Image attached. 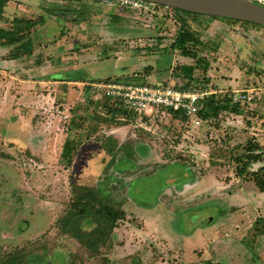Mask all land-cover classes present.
<instances>
[{"label": "rangeland", "instance_id": "1", "mask_svg": "<svg viewBox=\"0 0 264 264\" xmlns=\"http://www.w3.org/2000/svg\"><path fill=\"white\" fill-rule=\"evenodd\" d=\"M10 5L13 3H7L6 15L0 21V30L7 33L0 41L5 43L13 37L14 31H20L17 35L34 31L29 29L27 20L20 25V20L26 17H16L18 21L10 26L6 24L14 13V7ZM97 9L101 8H96L94 15H102V9ZM170 9V13L181 18L170 14L164 16L167 18L161 19L165 21L164 31L170 34V41L177 38L180 31L192 34L194 39L188 44L196 57L187 58L177 51L183 61L175 65V53L162 46L167 42H161L160 48L149 47L152 43L157 44L156 30L137 26L131 29L125 44L119 43V49L117 43L105 37L95 44L94 58L84 64L85 69L95 79L124 81L151 64L156 75L152 82L162 84L170 80V73H173L179 85L208 91L216 100L231 99V104H241L238 112L222 111L218 116L211 115L206 119L198 115L200 118L197 119L202 123L199 126L192 121L166 116L144 129L135 127L130 119L129 126L119 132L126 134L131 129L126 146L132 145L142 153L139 152L136 166L123 171L127 178H121L117 172L115 179L108 180L106 175L110 169L101 164L103 155L99 153L103 143L100 137L108 131H102V127L94 124L88 133L91 139L85 138L83 132L71 134L60 115L63 106L57 96L61 94V86L30 82L33 74L38 75L37 71L0 67V141L9 144L7 152L11 154L6 156L0 151V159L8 160L0 165V264H7L14 258L19 259V264H104L106 258L112 259L109 264H207L199 258L202 256L212 258L215 264H251V251L247 249L251 250L252 238L251 227L250 230L248 227L255 215L251 216V206L241 210V215L229 212L233 202L240 204L232 198L236 190L245 188L247 195L246 190L251 192V181L239 174L248 159L239 161L238 157L247 155V144L253 141L259 145L256 153H260L262 147L264 158V26L237 22L236 26L227 27L219 23V20H227L224 17L194 16ZM63 16V12L59 13L58 19L43 24V35L36 37L35 43H53L68 35L69 20ZM76 24L79 26L76 32L84 34L83 25L79 21ZM106 25L110 29L113 27L109 22ZM81 35L73 39L74 48L82 47ZM139 39H142L140 49L131 46ZM120 51L121 60L118 58ZM54 59L59 61L58 64L62 63L60 55ZM186 66L194 68L192 73L184 72ZM18 82L27 86L18 85ZM235 91H245L249 95L253 92L255 98L252 102H236ZM26 94L34 98H25L23 103ZM46 96L52 97L50 102ZM7 109L13 110L10 116L14 118H2V112ZM24 110L28 113L23 114ZM13 119L20 124L17 122V127L13 126L17 133H8V136H15L16 141L25 143L34 139L37 153L44 132L47 137L48 134L55 137L53 157L48 164L40 161L37 153L31 154L4 139L6 136L2 131ZM31 127L34 128L31 130ZM42 127L47 129L42 130ZM58 127L65 128L64 132ZM29 131L33 134L27 139ZM66 135H69L68 141L73 142L71 157L77 155V162L67 158L57 162L62 152L60 139L63 142ZM78 139L81 140L79 143ZM260 166H264V161L250 165V169ZM116 168L120 170L118 166ZM207 174L213 177L205 180ZM134 176L138 177L130 180ZM87 190L93 192V198L101 199V195L103 203L127 212L114 230L112 247L107 239L97 234V218L93 216L76 219L74 227L79 232L72 228L73 225L68 231L61 228L71 200L76 195H84ZM214 214L217 218L214 224L199 230L214 220ZM258 225L263 231L264 220ZM223 226L230 227L222 230ZM237 227L244 228L241 236L235 234ZM192 230L196 235L189 239ZM219 239L223 241L213 247V241ZM90 243L98 244L99 255H94ZM115 245L121 249H116ZM205 251L208 253L203 254ZM232 256L234 260H231Z\"/></svg>", "mask_w": 264, "mask_h": 264}, {"label": "crops", "instance_id": "2", "mask_svg": "<svg viewBox=\"0 0 264 264\" xmlns=\"http://www.w3.org/2000/svg\"><path fill=\"white\" fill-rule=\"evenodd\" d=\"M9 3H13V5H10V6L14 7V11H13L14 13L12 17H8L9 22H6V24L10 26L12 22L15 23L16 21H18L16 17L22 16V17H26V19L24 18L21 19L22 21L27 20V22L29 23L31 20L30 23H33V24L35 23V25L32 26L34 31H32L31 35L29 34V36L26 38V39L31 40V42L28 43L26 46H24V49L21 52H19V54L24 51L26 52L22 56L21 55L12 56L13 54L17 53V46L19 45H15L14 42L11 41V39L9 40L8 43L4 42L3 44H1V41H0V67L10 66V67H15V68H23V69L37 71L36 73L38 75L35 76L33 74V76L30 77V79H32L30 82H34V83L38 82L39 84H47V85L51 84V85H55V87L61 86L62 88L61 90H59L61 94L60 96H57V98L58 97L61 98L60 102L63 108L61 110L60 115L62 117V120L67 125L69 124V120L73 116L72 110L74 107H76V105L78 104L92 105L93 110H89L88 112H86V114L82 112V114H84V116H87L88 118V120H86L83 123V126L80 125L74 128L72 131L69 129L68 130L71 132V134H76L77 132H79V134L85 133V138H89V139H91V137L88 136V133L92 131L94 124H98L99 127H102L103 128L102 131L107 130L108 132L104 133V135L100 137L101 139H103L102 141L103 143H102V149L99 151V153L103 155L101 157V160L103 161L101 162V164H105L109 166V169H110V172L106 175L108 177L107 179L108 180L115 179L116 175L114 173H117V172L120 174L121 178H127L126 172H123V171L127 168H130V166L131 167L136 166L137 159L140 158L142 151L139 149H137L136 151L134 147H132V145L126 146L128 143V139H129L128 137H130L129 134H131L130 133L131 129H129V131L126 134H123L124 131L119 132L121 128L123 129L127 128L129 124L128 125L127 124H115L113 122H107V121L102 122L100 121L99 117L95 115L96 110L101 109L100 102H102V104L109 103V104H114L115 106H118L115 102L117 101L120 102V101L114 100L112 98L110 100V98L105 96L104 93L97 94L93 92L94 89L92 87V84L100 83V82H115V81L110 80V78L106 80L93 78L90 72L85 69L84 64L90 61V59L94 58L92 57V54L95 51L94 45L98 44V42L103 41L104 37L110 41H113L114 43H117L118 45L116 48L119 49L121 47L119 43H122V42L124 44L126 43V39L129 38L131 29L137 26H142L144 28H151V29L154 28V30H156V33H155L156 35L154 36V38H156L155 39L156 41L158 40L157 44L152 43L149 45V47H151V49L155 47L160 48L161 45L159 44H161V42H167V44L164 43L162 44V46L163 45H165V47L167 46L166 49L171 50L172 52L175 53L176 55L175 65H176L179 63V61H183L180 59L181 56L178 54V52L180 53V51L172 47L176 40V37H174L172 41L169 40L170 38L168 36H170V34L164 31L165 29L162 27V25H163V22L165 21H162L161 19L166 18L164 16H168V14L173 15V17L176 16V18H179V19L181 17L178 15H175V13L174 14L167 13L163 16H158V17L156 16L153 22V26H145L144 24L137 21L135 17L133 16V12L128 9H124L121 7L104 6L92 0H9ZM51 5H53L54 7H51ZM96 8L102 9V10L97 9V10H101L102 15H96V16L94 15ZM62 12L65 15L63 17L69 20L68 21L70 24V29H68L69 36L66 35L62 37L59 41H56L53 43L41 42L39 44H36L35 38L36 37L38 38L40 35H43L42 28H41L43 24L45 25L46 22H48L49 20L58 19L59 13H62ZM75 14H77V16ZM180 15L185 16L184 14L183 15L180 14ZM12 18L14 19L12 20ZM3 20L4 18L0 21H3ZM168 20H170V18H168ZM78 21L80 25H83V28L86 29V32L82 35L76 32L77 28L79 27L76 24ZM107 22H109L110 25L113 26L111 29L107 27L106 25ZM211 23L213 24L214 22H211ZM219 23H221L222 25L224 24L227 27H234L237 25V23L228 21V20H223V21L219 20ZM14 32L16 33V31ZM77 35H81V37L79 38L82 41L81 48L73 47L74 46L73 39ZM8 36H11V35L8 34ZM141 42H142V39H139V42H134L132 43L131 46L140 49L142 46ZM154 45L156 46L153 47ZM143 46L145 47L146 45H143ZM113 47L115 48V46ZM4 51H6L7 53L3 54ZM75 53L77 55H74ZM121 54H122V51L119 52V57H118L119 59L122 58ZM57 55H60V60L62 62V63L60 62L61 64H58L59 61L56 62L54 59V57H56ZM46 72L48 73V75H46ZM170 75H171V79L163 82L162 84L178 86L176 83L177 80L174 79L176 77L173 75V73H170ZM153 77H156L155 69L151 64H148V65L143 66L140 72H134L132 75H130L127 78V80H124V81L119 80L116 82L128 84V83H131L130 80H139L138 83L147 82L150 84H156L152 82ZM13 78H15L14 80L19 79V77H13ZM23 78L28 79V76H24ZM34 78H38V79L35 80ZM17 84L21 85V84H24V82L23 83L18 82ZM23 86L26 87L27 85L24 84ZM27 94L23 97V100L25 98L27 99L34 98L32 95L28 96ZM51 99L52 97H50L49 99L47 97V102H50ZM40 101L42 102V99ZM24 102L25 100L23 101V103ZM98 106L100 107L96 109ZM105 112H106L105 110L100 111L102 115H105ZM11 113H13V110L10 111L7 109L6 112H2L1 116L2 118L5 117L6 119L9 120V118L11 117L10 116ZM26 113H28V110L27 112L25 111L23 114H26ZM20 116L23 117L22 114ZM166 116H169V115L165 114V115L148 117L150 118L151 122H148L149 124L147 123V126L153 125V123L157 119H159L160 117L164 119ZM187 116L190 122L192 121L193 123H195V120H197L195 119V117H190L189 115ZM169 117L171 118V116ZM11 118H14V116H12ZM17 122L20 124L19 121ZM17 122H15V119H13V121L11 120L7 123V126H5V128L2 131V133H4V137L6 136L4 139L6 141H9V143L15 144V146L20 145L25 150L29 151L31 154L37 153L34 151L35 147L37 148V145L35 144L34 139L27 140V142L25 143L23 140L16 141L15 136H11V135L8 136V133L10 134L17 133V130L14 129L17 127L16 126ZM134 123L136 124L135 116H134ZM201 124L202 123H199L198 126ZM33 128L34 127H31V130ZM61 128L62 127H58L60 131L62 130ZM10 129H12L13 131L10 132ZM44 129H47V127H42V130ZM64 129L65 128H63L62 132H64ZM31 134H33L32 131H29V136L27 137V139H29ZM46 134L47 133L44 132L43 138H40L41 141L38 147L39 152L37 154L40 157L38 158L40 161L45 162V164H48L49 160H52V157H53V154H51V152H52L53 145L55 144L54 143L55 137H52L51 134H48V137H47L45 136ZM66 136L67 137L65 140H63V142H62V139H60L62 152H61V157H59V160H57L58 163L61 160L66 159L65 157L63 158V150L65 147V143L68 140L67 138H69V135H66ZM80 141L81 140H79L78 143ZM135 144L136 143H134V145ZM8 147H9V144L7 145L6 143H4V141H0V151L4 152L6 156L11 155L10 153L7 152V150L9 149ZM58 149L60 152V147ZM76 156H74L73 159L71 157L70 159L71 162L73 160L74 162H77ZM94 160L97 161V158ZM6 161L8 160L0 159V165H3V163H6ZM117 166L119 167L120 170H117L116 168ZM121 168H124V169H121ZM137 177L138 176H134V178L133 179L131 178L130 180H134ZM209 177L211 178L213 177V175L207 174V176L205 177V180L209 179ZM244 189L236 190L235 193H233L232 195L233 200L236 202L237 201L240 202V204L233 202L232 203L233 207H231L232 210L229 213H233L234 211L237 214L241 215V210L244 211L245 208L249 209L251 206V216L255 215V219L251 220V224L248 227L249 230L251 227L252 240H251V250L249 248L247 250L251 251V264H264V230L261 231V229L258 228L259 227L258 223L264 220V192H261L256 187V185L253 184L252 182H251V192L246 190V192L249 195H247L244 192ZM241 204H245L244 205L245 207ZM124 211L125 213H127L126 210ZM229 215H233V214H229ZM213 219L214 220H211L210 223L208 222L209 223L208 225L206 223L199 230L207 229L209 226L213 225L214 221L217 219L215 217V214H214ZM226 221H228V219ZM229 227L230 226H223L222 230H227ZM237 228H238V231H236L235 234L236 236H241L240 235V233H242L241 230L244 228L243 227H237ZM261 228L264 229V227H261ZM193 235H196L195 230H192L190 232L189 239L193 237ZM189 239L187 238L186 242H188ZM222 241H223L222 239L213 241L212 243L213 247H214V244L218 246V244ZM6 242L8 244L9 241L6 240ZM205 246L209 247V244H205ZM115 247L116 249H121L117 245H115ZM206 247H204L203 250H205ZM192 253L194 254L195 252L192 251ZM205 253H208V252L205 251L203 254ZM199 258H201L202 260H206L207 264L208 263L215 264L212 258H209V257L203 258V256ZM201 259H198V260H201ZM234 259L235 257L232 256L231 260H234ZM110 260L112 259L110 258L109 261Z\"/></svg>", "mask_w": 264, "mask_h": 264}, {"label": "trees", "instance_id": "3", "mask_svg": "<svg viewBox=\"0 0 264 264\" xmlns=\"http://www.w3.org/2000/svg\"><path fill=\"white\" fill-rule=\"evenodd\" d=\"M9 0H0V20L4 18L5 14V7ZM176 11H181L185 13H190L184 10L176 9ZM193 14V13H190ZM198 15V14H193ZM229 21L232 22H242L245 24H250V22H244V21H239L231 18H226ZM31 22V21H30ZM28 23L30 25L29 29H33L32 26L35 25V23ZM20 24L23 25L24 21H20ZM19 30L16 31V33L13 35L11 38V41L14 42L15 45L17 46V53L13 54L12 56H22L26 52H22L19 54L24 49V46H26L28 43L31 42V40L26 39L29 34L31 35L32 31L25 32L24 34L17 35L19 34ZM7 36V33L3 30H0V40L4 37ZM194 37L192 34L189 33H182L180 31L177 35V38L173 44V48L177 49L180 51L181 55L184 57H191L194 58L197 56L196 53H194L190 48H189V41L193 40ZM4 42H1L3 44ZM183 70L186 74L192 73L194 68L192 66H186L183 67ZM131 83H138L139 80H130ZM176 86L177 88L187 90V89H192L188 88V85H179ZM94 92V91H93ZM110 98V97H108ZM111 100V98H110ZM118 106H115L114 104H107L100 102L101 109L100 111L105 110V115H102L99 110H96L95 115H97L102 122H113L115 124H129L130 119L133 120L134 122V116L130 112H128L120 103L121 102H115ZM232 101L231 99H227L225 102L221 100H216L214 96H210L205 100V104L202 108V110L199 112V116L202 118L206 119L211 115L218 116L220 112L222 111H233V112H238V108L241 106V104H231ZM92 104V102H91ZM103 105V106H102ZM120 105V106H119ZM100 106H98L96 109H98ZM89 110H93L92 105H82L78 104L76 107L73 108L72 110V118L69 120V130H73L74 128L82 125L83 123L88 120L87 116H84L82 112L86 114ZM167 115L171 116V119L173 120H182L184 122H188L189 118L188 116L182 112V111H174V110H167ZM162 120L163 118H159ZM159 120V121H160ZM145 122H151L150 118L145 117L144 118ZM149 124V123H148ZM143 128V127H142ZM145 129V128H144ZM72 141L67 140L65 143V147L63 150V156L67 158L69 161H71V148H72ZM257 149H259V145L256 144L253 141H250L247 144V155L243 157H238V160L241 161L244 158H247L248 160L243 163V167L239 169V174L241 176L247 177L246 180L251 181L253 184L256 185V187L261 191L264 192V166H260L257 169H253L250 165L252 166L254 163L260 161H264L263 158V151L262 147H260V153H256ZM122 153V152H121ZM242 158V159H241ZM241 159V160H240ZM96 191V190H95ZM75 194V193H74ZM98 194V191H97ZM77 197L75 199H72L71 205H69L68 208V213L66 217H63L62 219V229L64 231H68V227L73 225L72 228H75V231L79 232V229L77 227H74V222H76V219L83 217L85 215H90L93 216L94 218H97V234L103 236L105 239L108 240L109 246L112 247L114 246L113 244V235H114V230L118 227V222L122 220L125 216L126 213L124 210L114 208L110 204L103 203L101 200L102 197L101 195L99 196L101 199L98 198H93V192L91 190H87L84 195H76ZM74 200V201H73ZM91 236V235H90ZM92 246V249L94 251V255H99V248L97 243H90ZM94 247V248H93ZM104 264H109V260L106 258L104 260ZM7 264H19V259L14 258L12 260H9ZM209 264V263H208Z\"/></svg>", "mask_w": 264, "mask_h": 264}, {"label": "built area", "instance_id": "4", "mask_svg": "<svg viewBox=\"0 0 264 264\" xmlns=\"http://www.w3.org/2000/svg\"><path fill=\"white\" fill-rule=\"evenodd\" d=\"M108 7H121L133 12L140 23L151 26L157 16L170 13L169 6L145 0H92ZM264 7V0H248ZM94 92L119 100L121 105L136 117V127L147 128L145 117L165 115L167 110L182 111L190 117L199 118L200 109L211 95L208 91L192 88L183 90L174 85L150 83L100 82L92 84ZM234 100H254L255 94L235 91ZM254 96H253V95ZM195 123H200L199 119Z\"/></svg>", "mask_w": 264, "mask_h": 264}, {"label": "water", "instance_id": "5", "mask_svg": "<svg viewBox=\"0 0 264 264\" xmlns=\"http://www.w3.org/2000/svg\"><path fill=\"white\" fill-rule=\"evenodd\" d=\"M193 14L231 18L264 26V7L248 0H145Z\"/></svg>", "mask_w": 264, "mask_h": 264}]
</instances>
